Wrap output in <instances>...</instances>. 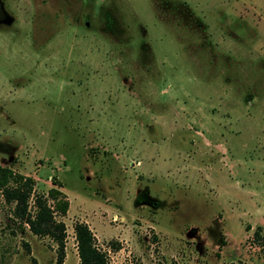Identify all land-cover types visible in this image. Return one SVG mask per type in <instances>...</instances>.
Returning <instances> with one entry per match:
<instances>
[{
  "label": "rangeland",
  "instance_id": "obj_1",
  "mask_svg": "<svg viewBox=\"0 0 264 264\" xmlns=\"http://www.w3.org/2000/svg\"><path fill=\"white\" fill-rule=\"evenodd\" d=\"M0 163L66 194L62 264L80 221L108 264H264V0H0ZM10 210L0 264H55Z\"/></svg>",
  "mask_w": 264,
  "mask_h": 264
},
{
  "label": "trees",
  "instance_id": "obj_2",
  "mask_svg": "<svg viewBox=\"0 0 264 264\" xmlns=\"http://www.w3.org/2000/svg\"><path fill=\"white\" fill-rule=\"evenodd\" d=\"M0 195L20 223H25L33 233L50 235L56 241L58 252L55 264H62L65 225L55 218V213L67 212L69 200L66 194L56 186H50L46 194L35 192V178L32 175L0 163ZM259 229L257 226L254 230L257 238ZM74 231L79 264H108L107 252L97 245L95 235L86 222H76Z\"/></svg>",
  "mask_w": 264,
  "mask_h": 264
},
{
  "label": "built area",
  "instance_id": "obj_3",
  "mask_svg": "<svg viewBox=\"0 0 264 264\" xmlns=\"http://www.w3.org/2000/svg\"><path fill=\"white\" fill-rule=\"evenodd\" d=\"M76 246H77V240H76Z\"/></svg>",
  "mask_w": 264,
  "mask_h": 264
}]
</instances>
